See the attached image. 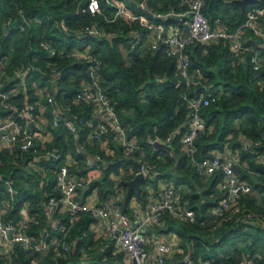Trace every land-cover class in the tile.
<instances>
[{
	"label": "trees",
	"instance_id": "trees-1",
	"mask_svg": "<svg viewBox=\"0 0 264 264\" xmlns=\"http://www.w3.org/2000/svg\"><path fill=\"white\" fill-rule=\"evenodd\" d=\"M102 14L91 15L86 2L80 0H0V16L5 22L13 17V24L23 21L22 10L30 22L26 31L21 32L15 27L7 30L0 24V63L5 66L4 80L6 89L18 85L20 90L14 99L20 106L25 103L36 105L41 99L46 105L48 130L52 133V140L48 148H57L64 154L75 158L76 163L71 166L74 174L84 175L87 168V157L77 154L76 136L67 129L64 120L56 127H51L52 106L47 99L54 96V105L67 113L70 117L78 116L84 119L81 131L87 134L93 129L90 122L97 124L93 114V103L77 105L73 98L88 79L87 62L52 56L44 50L41 40H50L58 48L90 47L92 53L102 60L100 84L107 97L114 104L122 125L127 129L129 137L134 138L141 148L147 152L148 160L157 166L158 172L153 179L157 186L159 179L173 182L182 202L195 211L197 218H212V210L223 197L218 191L219 174L206 175L199 173L192 165L190 158L181 150L182 134L186 130L189 108L183 98L184 92L192 95L193 90L185 85L177 86L181 79L177 67L176 57L168 54V48L162 46L157 50H149L143 45H136L132 50V57H124L120 44H127L129 25L121 17L110 22L106 17L114 15L115 8L106 0H100ZM127 1L134 12L141 14L138 7L144 3L148 11L165 12L170 5L177 6L176 0H134ZM264 0L249 4L245 10L237 4H230L229 0H207L204 8L209 19L221 16L230 29L241 24L253 6H263ZM78 10V11H77ZM68 26L67 33L61 29L60 22ZM175 21V19L166 22ZM97 24L106 32H114L111 36L87 37L77 39L73 33L81 27ZM135 28H144L135 23ZM148 31V30H146ZM261 41V40H260ZM250 44L256 45L254 41ZM264 56V48H260ZM191 56L192 68L203 75V84L194 89L214 91L216 99L202 109V117L206 123V130L195 144L197 158L221 153L226 148L239 150L241 163L236 167L239 178L250 187V192L242 193V200L247 207L264 215V67L255 71L249 61L250 53L245 61L239 65L232 55L229 45L225 41L200 43L188 48ZM34 66L22 79H12L14 70ZM63 69V77L56 84L49 80L52 67ZM263 81V84H260ZM44 89V97L38 94ZM48 94V95H47ZM46 96V97H45ZM178 130L180 134L176 133ZM173 135L170 145L173 150L156 147L150 139L156 136L165 140ZM80 142L84 137L79 138ZM247 142V143H245ZM257 143H260L259 145ZM116 147V155L104 157L105 163L102 175L85 187V194L96 191L101 201H106L115 193L118 182L112 173L122 176L121 185L127 190L126 182L136 176L139 170L137 154H126L121 146ZM251 146V147H250ZM97 146H90V152L97 151ZM34 158L33 153H21L18 150L0 152V173L11 178L16 189L15 205L10 212L12 217L19 219L21 212L27 206V211L34 220H30L29 233L37 240L49 224V213L45 204L51 196H61L56 188V177L52 170L60 165V161L53 158ZM33 161L44 164L48 171L45 177L40 171H35L28 163ZM123 172V174H121ZM146 182L142 183V191L137 194L132 191L125 200L124 210L131 211L133 198L145 202L148 197ZM262 197L260 200L259 197ZM9 195L5 185L0 181V206ZM57 216V215H56ZM163 223L157 227V232L174 231L181 237V246H192L193 259L218 258L223 262H233L242 258L244 253H251L256 257L257 264L264 263V228L258 227L254 232H247L241 228L227 229L221 227L210 230L196 222L186 221L175 217L169 211L163 213ZM97 218L90 212L81 213L67 237L72 244V251L65 253L62 248V236L55 234V240H50L47 248L25 250L20 245L13 249L12 264H125L126 254L116 253L111 247L98 251L101 239L91 223ZM242 243L239 247L237 244ZM182 254L166 261L165 264H183ZM0 264H8L0 257Z\"/></svg>",
	"mask_w": 264,
	"mask_h": 264
},
{
	"label": "built area",
	"instance_id": "built-area-1",
	"mask_svg": "<svg viewBox=\"0 0 264 264\" xmlns=\"http://www.w3.org/2000/svg\"><path fill=\"white\" fill-rule=\"evenodd\" d=\"M82 1L86 2L91 15L103 13L100 0H80ZM106 1L115 8L114 15L111 18L106 17L107 20L114 22L121 17L129 25L126 33L127 44H120L121 51L127 60L132 57L131 53L136 45H143L149 50L166 46L168 54L176 57L181 75L176 85H185L193 90L192 95L189 92L183 93L189 108V116L185 124L186 130L182 134L181 150L189 156L192 165L199 173L222 176L218 191L223 194V197L213 208L212 218H197L195 211L182 202L173 182L159 179L157 186L153 185L150 179L159 173L157 166L148 160L145 149L141 148L134 138L129 137L114 104L102 88L99 70L103 63L100 57L92 53L89 46L58 48L50 40H41V47L52 56L58 55L87 62L88 79L83 82V87L76 93L73 102L77 105L93 103V114L98 122L94 126V122L89 121L93 129L87 134L83 133L81 127L85 122L84 119L62 113L61 109L54 105V96L47 94L48 102L53 105L51 110L53 121L50 126L56 127L64 120L67 129L76 136L77 154L87 157L85 174L82 176L74 174L71 166L76 161L71 153L64 154L57 148H48L52 133L47 129L49 122L45 113L46 105L41 99L36 102L39 107L38 114L35 113L36 105L25 103L24 106H20L14 99L20 88L16 84L6 89L5 66L0 63V152L3 150L15 152L19 149L21 153H33L38 161L39 158L49 157L61 162L60 165L51 169L56 177V188L61 192V196H51L45 204L50 222L43 230L40 240L28 231L30 220H34L35 217L28 213L27 206L22 210L19 219L10 214L15 205L16 189L13 180L0 173V181L4 183L9 195L5 204L0 206V257L6 259L8 264H12L15 246L20 245L25 250L32 248L41 250L47 248L50 240L56 239V233L62 236L64 252L70 253L72 244L67 239L69 232L81 213L90 212L97 218L96 222L91 223V228L96 231L97 238L101 239L98 251L112 246L114 252L126 254L125 264H165L179 253L183 255L181 259L183 264H257L256 257L251 253H244L242 258L233 262H223L218 258L194 260L192 246L183 248L178 233L157 232L155 226L163 223V213L169 211L177 218L196 222L213 231L221 227L241 228L247 232H254L258 227L264 228V215L247 207L242 200L241 194L250 192L251 187L242 181L236 172V167L241 163L240 151L226 148L224 152L197 158L195 141L206 130L202 109L214 101L216 96L211 89L205 91L194 89L203 84V75L192 68L191 56L188 53L190 46L225 41L236 58L237 65L244 62L250 53L249 61L253 69L260 70L264 67V56L260 50L264 48V5L251 7L246 19L230 29L221 16L209 19L205 14L207 0H176L177 6L170 5L165 12L148 11L144 3H141L138 6L142 10L141 14L134 12L128 5L127 1L131 2L130 0ZM19 13L23 17L22 22L13 24V17L3 22L0 16V24L6 30L9 27H15L21 32L26 31L30 19L23 14L22 10ZM172 19L175 21L166 24ZM135 23L144 28L133 27ZM60 26L64 33L69 32L64 21L60 22ZM73 34L77 39H84L111 36L115 33L106 32L94 23L77 29ZM251 40L256 45L250 44ZM35 69L31 65L17 68L14 70L12 79L24 80L27 74ZM49 74V80L56 84L63 77V69L54 66ZM260 84H263V81H260ZM37 91L44 97V89ZM176 133L180 134L181 131L178 130ZM80 137H84L83 142L79 141ZM172 137L171 134L163 140L156 136L150 139V142L170 145ZM112 143L121 146L126 154L138 155L140 167L136 175L143 174L149 192L145 202H139L136 197L133 198L130 212L124 210L123 203L126 200L127 190L120 184L122 176L119 174L112 173V177L119 182L114 195L106 201H101L96 191L85 194V187L99 178L104 168L108 166L104 157L116 155V147H113ZM90 146H97L98 150L90 152ZM261 158L264 159V156ZM36 162L31 160L28 164L45 177L47 167ZM147 228H151L152 231H146Z\"/></svg>",
	"mask_w": 264,
	"mask_h": 264
},
{
	"label": "water",
	"instance_id": "water-1",
	"mask_svg": "<svg viewBox=\"0 0 264 264\" xmlns=\"http://www.w3.org/2000/svg\"><path fill=\"white\" fill-rule=\"evenodd\" d=\"M132 3H135L134 0H130ZM259 0H229V3L230 4H237L241 7L242 10H245L246 7L249 5V4H255V3H258ZM6 29V28H5ZM156 147H161V148H167L169 149L170 151L173 150V148L169 145H166L164 143H161V142H156L154 144ZM262 149L264 150V145L262 146ZM144 182V178H143V174L142 173H139L137 174L134 178L128 180L126 182L127 184V192H126V200L130 197L132 191H136L137 194H140L141 191H142V183ZM146 231H152L151 228H147Z\"/></svg>",
	"mask_w": 264,
	"mask_h": 264
},
{
	"label": "crops",
	"instance_id": "crops-1",
	"mask_svg": "<svg viewBox=\"0 0 264 264\" xmlns=\"http://www.w3.org/2000/svg\"><path fill=\"white\" fill-rule=\"evenodd\" d=\"M12 86H13V85H12ZM41 91H42V90H41ZM245 143H247V142H245ZM217 153H218V152H217ZM260 161H261V162H264V159L261 158ZM238 176H239V175H238ZM259 199L261 200L262 197L260 196ZM151 233H152V232H151Z\"/></svg>",
	"mask_w": 264,
	"mask_h": 264
},
{
	"label": "rangeland",
	"instance_id": "rangeland-1",
	"mask_svg": "<svg viewBox=\"0 0 264 264\" xmlns=\"http://www.w3.org/2000/svg\"><path fill=\"white\" fill-rule=\"evenodd\" d=\"M237 245H238L239 247H241V246H242V243H238Z\"/></svg>",
	"mask_w": 264,
	"mask_h": 264
}]
</instances>
